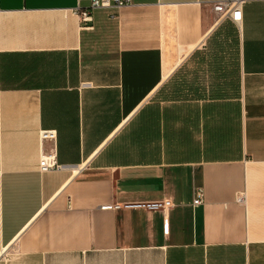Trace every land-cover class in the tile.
I'll return each instance as SVG.
<instances>
[{
    "label": "crops",
    "instance_id": "0c3cea01",
    "mask_svg": "<svg viewBox=\"0 0 264 264\" xmlns=\"http://www.w3.org/2000/svg\"><path fill=\"white\" fill-rule=\"evenodd\" d=\"M91 1L0 0V264H264V0Z\"/></svg>",
    "mask_w": 264,
    "mask_h": 264
},
{
    "label": "built area",
    "instance_id": "2783aa9c",
    "mask_svg": "<svg viewBox=\"0 0 264 264\" xmlns=\"http://www.w3.org/2000/svg\"><path fill=\"white\" fill-rule=\"evenodd\" d=\"M132 0H92L88 7L85 9H76V14L82 22L86 23L91 20L90 12L94 9L101 8H120L131 4ZM241 1L236 2H216L212 6V11L220 19L231 20L233 23L238 24L241 21V10H240ZM56 132L53 130H42L39 134V142L41 144V155L39 158L38 170L42 172L55 171L61 168V165L58 164L56 159L57 149H56ZM44 143H50L51 148L49 150L44 149ZM243 196H238L236 202H243ZM201 192L198 193L196 198L192 203L197 206L202 203ZM173 204L166 199L155 201V202H141L139 204L132 205H107L102 207V209H113V210H122L123 208L134 209V210H145L150 212L155 211H167L171 209Z\"/></svg>",
    "mask_w": 264,
    "mask_h": 264
}]
</instances>
